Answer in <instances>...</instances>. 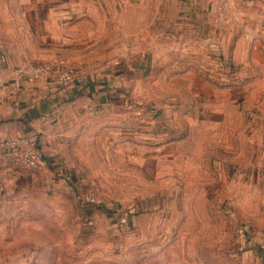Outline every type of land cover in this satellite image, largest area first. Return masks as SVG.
<instances>
[{"label": "rangeland", "instance_id": "1", "mask_svg": "<svg viewBox=\"0 0 264 264\" xmlns=\"http://www.w3.org/2000/svg\"><path fill=\"white\" fill-rule=\"evenodd\" d=\"M181 8L178 0H0V50L12 66L60 60L82 81L112 88L116 105L82 115L70 186L41 169L14 184L0 178V264H264V110L256 117L249 104L241 115V96L213 84H230L219 78L227 69L189 46L195 36ZM130 67L146 77L128 84ZM195 101L221 112L189 108ZM145 109L153 119L227 120L226 141L211 133V157L192 158L204 167L185 168L181 181L196 188L149 197V142L124 134Z\"/></svg>", "mask_w": 264, "mask_h": 264}, {"label": "crops", "instance_id": "2", "mask_svg": "<svg viewBox=\"0 0 264 264\" xmlns=\"http://www.w3.org/2000/svg\"><path fill=\"white\" fill-rule=\"evenodd\" d=\"M178 2L182 4V14L187 19L184 27L195 36L189 40V46L202 45L211 60L218 62L221 68L227 69L219 78L221 80L223 77L230 78V84L228 86L225 84L223 86L221 82L213 84L222 87L225 92L230 90L241 96L237 105L241 115L245 106L249 104H253L252 109L257 111L256 117L258 114L261 115L262 109L264 110V0H178ZM49 12L48 9L47 13ZM148 54L146 51L142 53L138 61L146 62L150 58ZM129 55L132 56L131 50L129 53L125 52L124 58L128 60ZM191 55L193 53L186 54L187 57ZM15 66L10 64L9 59L0 50V92L4 95V100H0V140L19 137L35 139L36 147L46 163L41 170L54 174L56 178L70 186L72 183L70 173L77 172L72 169L70 171L69 155L74 149L78 150V146L74 148V144L81 142L83 137L82 115L90 118L113 109L116 106L113 102L115 92L113 93L108 85L95 88L93 79L82 81L81 73L77 69H70L73 84L66 91L58 88L47 76L28 79L21 87H14L11 79ZM145 66L142 64L144 69ZM129 70L126 76L130 80L128 84L137 76L139 79L146 77V69L143 71L130 67ZM188 73L189 71L185 74ZM206 73L204 70L202 76H206ZM200 83L205 84L203 78L198 80L199 85ZM189 85L188 83L187 86ZM206 86L211 87V84L207 83ZM215 105L216 102L195 101L191 102L189 108L193 110L199 108V112L201 109L204 113L216 115V112L221 111H215ZM175 107L176 104L173 105V109ZM217 110H221V107ZM144 111L139 113V117L128 118L124 134L126 138L135 137L140 140L146 138L149 142L150 148L142 157H148L147 172L149 167L154 166V169L149 171V180L155 181V186L151 190L156 193L150 192L149 197L154 196L158 201L164 196L163 191L166 189L179 191L194 186L193 183L190 185L191 183L181 181L186 174L185 168H190V165L199 167L203 165L201 160L193 162L192 158L211 157V152L205 149L207 136L211 133L219 136V141L222 140L223 134V140L226 141L227 120L225 117L202 115L196 118L188 116L183 119L174 117L167 120L153 119L148 118L146 109ZM185 144L188 145L187 149L184 148ZM193 146L194 150L189 148ZM144 168L143 165L142 169ZM27 170L40 169L13 165L9 153L0 149L2 183L7 185L9 182L17 183L18 180L22 182V179L25 180L30 174ZM201 172L202 168L199 174ZM196 176L193 178L195 181ZM198 182L204 181L200 178Z\"/></svg>", "mask_w": 264, "mask_h": 264}, {"label": "built area", "instance_id": "3", "mask_svg": "<svg viewBox=\"0 0 264 264\" xmlns=\"http://www.w3.org/2000/svg\"><path fill=\"white\" fill-rule=\"evenodd\" d=\"M47 76L54 81L56 86L63 91L72 86L73 77L70 69L60 60H53L44 63H22L14 67L11 83L14 87H21L25 80ZM0 100L4 95L0 92ZM0 149L10 155V162L15 166H23L27 169H41L45 167V160L36 147V140L27 137L8 138L0 140ZM89 204L93 202L91 194L84 196ZM241 239L245 237L243 229L238 230Z\"/></svg>", "mask_w": 264, "mask_h": 264}]
</instances>
